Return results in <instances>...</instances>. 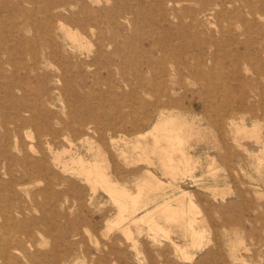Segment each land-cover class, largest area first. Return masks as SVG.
Segmentation results:
<instances>
[{
	"label": "rangeland",
	"instance_id": "rangeland-1",
	"mask_svg": "<svg viewBox=\"0 0 264 264\" xmlns=\"http://www.w3.org/2000/svg\"><path fill=\"white\" fill-rule=\"evenodd\" d=\"M0 232V264H264V0H0Z\"/></svg>",
	"mask_w": 264,
	"mask_h": 264
},
{
	"label": "bare ground",
	"instance_id": "bare-ground-1",
	"mask_svg": "<svg viewBox=\"0 0 264 264\" xmlns=\"http://www.w3.org/2000/svg\"><path fill=\"white\" fill-rule=\"evenodd\" d=\"M62 28V27H61ZM63 31V30H62ZM70 31V30H69ZM67 31V35L69 36L70 39L77 41V35H75L74 33H71ZM229 113V112H228ZM175 118H171V119H162L161 123H159V125H156L153 129H154V137L153 139H155V150L159 151V154L167 161L166 163L163 161L164 167L165 169L169 170L171 175L173 177L175 176H188V174L191 173L192 167H191V163H190V159L185 158L183 155V160L180 161L182 164H184L182 167H180L179 164H174V160L172 159V152L174 150H179L182 151V145H183V138H182V126L180 124H176V121L174 120ZM160 126V127H159ZM142 137V136H141ZM29 138V137H28ZM70 142V141H69ZM80 142V141H79ZM162 142H165V145H162ZM48 143V142H47ZM73 144V142H72ZM70 145V144H69ZM32 146V145H31ZM49 146V145H48ZM72 146V145H71ZM51 147V146H49ZM71 148V147H70ZM138 148V147H137ZM49 149V148H47ZM64 149V148H63ZM62 149V150H63ZM136 149V148H135ZM62 150L60 153H62ZM66 150V151H65ZM70 150V149H69ZM137 150V149H136ZM140 150V149H139ZM50 151V150H49ZM57 151V150H56ZM64 151L66 153L67 149H64ZM63 151V154H66ZM51 152V151H50ZM134 152V151H133ZM52 153V152H51ZM55 153V152H54ZM56 154V153H55ZM58 154V153H57ZM137 154V153H136ZM142 154H145V151H142ZM69 155V154H68ZM55 156V155H54ZM59 156V155H57ZM140 155H138L139 157ZM54 158V157H53ZM52 158V159H53ZM141 158V156H140ZM208 158V157H207ZM206 158V159H207ZM214 159V158H213ZM54 160V159H53ZM59 161V159H57ZM68 160V159H67ZM65 160V161H67ZM70 160V159H69ZM142 160V159H141ZM208 160V159H207ZM71 161L74 163V165L76 164L77 166V170L78 172H80L82 175H84L85 179L92 183V184H97L100 185L102 188H104L110 195L111 197L114 199V201L117 203L118 208L119 209V217L122 219H126V215H130V214H134V212H136L138 209L141 210V208H144L146 206V204H142V199L144 196V191L145 188L148 187L149 184H142V185H138V192L137 194L135 193V195L129 193L126 191V188L124 189L123 187L119 186L117 183L113 182L110 178V176L105 173L104 169L97 163V162H85L83 161L81 158H76V159H71ZM214 161V160H213ZM55 162V161H53ZM69 161L67 162H62V164L67 163L68 164ZM71 162V163H72ZM141 163V162H140ZM149 164V163H148ZM66 165V164H65ZM72 165V164H71ZM70 165V166H71ZM150 165V164H149ZM64 166V165H63ZM215 166V165H214ZM194 167V166H193ZM208 167V166H207ZM64 168V167H63ZM66 168V167H65ZM210 168V165H209ZM74 169V168H73ZM218 169V168H217ZM66 170V169H64ZM219 170V169H218ZM217 170V171H218ZM216 172V171H215ZM213 171V173H215ZM212 173V172H211ZM208 175V174H207ZM144 183V182H142ZM140 184V183H139ZM151 185V184H150ZM216 190V188H215ZM164 192V191H163ZM185 193V192H184ZM183 194V193H182ZM192 194V193H191ZM186 193L184 194V198H185ZM146 196V195H145ZM144 196V197H145ZM181 197V195H179ZM191 196V195H190ZM178 198V197H177ZM191 200V198H190ZM172 201V200H171ZM174 201V200H173ZM177 201V200H175ZM183 203V200H182ZM188 203V202H187ZM189 203H191L190 205H192L193 202L189 201ZM180 204V203H179ZM185 203H183L184 206ZM194 204V203H193ZM101 205V204H100ZM196 205V204H194ZM173 207V206H172ZM187 207H189V205H187ZM192 208V206H190ZM189 207V208H190ZM182 204H181V208L179 209H174L171 210V206L170 204L166 201L164 204H162L161 206L159 205L158 208H156L155 210H151V211H147V213L140 218L141 221H152V218L155 214V212L160 211V212H164L167 214V218L170 219V221H177L178 219H182L185 215V212L182 210ZM196 209V208H195ZM194 209V210H195ZM171 211V212H170ZM188 212V209H187ZM118 213V212H117ZM190 213V210H189ZM193 213V212H192ZM191 213V214H192ZM164 215V214H163ZM166 216V215H165ZM188 216V215H187ZM195 216V214H194ZM161 218V217H160ZM166 218V217H165ZM189 218V217H188ZM7 220V219H6ZM183 220V219H182ZM166 221V220H165ZM134 222V221H133ZM154 222V221H153ZM156 222V221H155ZM167 222V221H166ZM164 222V223H166ZM157 223V222H156ZM168 223H170L168 221ZM173 223V222H172ZM189 223V229H191V232L193 233L194 236H198L197 232H194V228L192 227V223L191 222H187ZM143 224V223H142ZM115 225V224H114ZM8 226V225H7ZM147 226V224H146ZM166 226V225H164ZM157 228H155V230H158V226L156 225ZM162 227V226H161ZM170 227V226H169ZM4 228V226H3ZM7 228V227H6ZM152 228V227H151ZM128 229V227H127ZM149 229V227H148ZM154 229V227H153ZM165 229V228H164ZM119 230V229H118ZM168 230H170L168 228ZM161 232V231H160ZM167 232V231H166ZM1 233V232H0ZM3 233V232H2ZM1 235V234H0ZM4 233L1 235L3 236ZM9 235V234H8ZM84 235V234H83ZM4 237V236H3ZM3 239V238H2ZM11 239V238H10ZM8 239V240H10ZM154 239V238H153ZM189 248V247H188ZM190 256V255H189ZM137 258V257H136ZM190 258V257H189ZM70 260V259H69ZM191 260V259H190Z\"/></svg>",
	"mask_w": 264,
	"mask_h": 264
}]
</instances>
